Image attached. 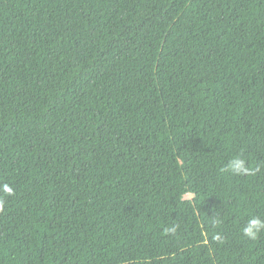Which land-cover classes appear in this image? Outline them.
I'll use <instances>...</instances> for the list:
<instances>
[{
    "label": "trees",
    "instance_id": "1",
    "mask_svg": "<svg viewBox=\"0 0 264 264\" xmlns=\"http://www.w3.org/2000/svg\"><path fill=\"white\" fill-rule=\"evenodd\" d=\"M257 216L264 0H0V264H264Z\"/></svg>",
    "mask_w": 264,
    "mask_h": 264
},
{
    "label": "clouds",
    "instance_id": "2",
    "mask_svg": "<svg viewBox=\"0 0 264 264\" xmlns=\"http://www.w3.org/2000/svg\"><path fill=\"white\" fill-rule=\"evenodd\" d=\"M224 170L236 175H255V170L249 167L247 162L239 156L230 159L225 165ZM4 188L5 191L11 194L12 190L10 188L7 186H4ZM194 195L195 194L191 191H185L180 194L179 199L181 201L185 199H191L194 197ZM165 231L175 233L176 228L172 227L165 229ZM262 232H264V219L259 216L250 218L247 221L246 226L242 228L243 235L253 241H255ZM216 239H220V237L217 236Z\"/></svg>",
    "mask_w": 264,
    "mask_h": 264
}]
</instances>
